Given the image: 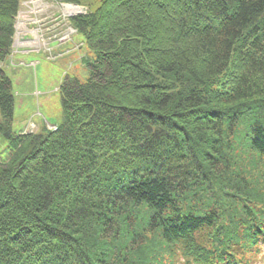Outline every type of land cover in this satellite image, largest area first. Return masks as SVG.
Wrapping results in <instances>:
<instances>
[{
    "label": "trees",
    "instance_id": "obj_1",
    "mask_svg": "<svg viewBox=\"0 0 264 264\" xmlns=\"http://www.w3.org/2000/svg\"><path fill=\"white\" fill-rule=\"evenodd\" d=\"M55 1L89 8V77L29 135L2 67L20 0H0V264H258L264 0Z\"/></svg>",
    "mask_w": 264,
    "mask_h": 264
},
{
    "label": "rangeland",
    "instance_id": "obj_2",
    "mask_svg": "<svg viewBox=\"0 0 264 264\" xmlns=\"http://www.w3.org/2000/svg\"><path fill=\"white\" fill-rule=\"evenodd\" d=\"M92 0H89V4ZM55 0H20L9 57L2 65L13 95L12 131L34 135L54 131L62 122L59 89L65 80L85 82V66L93 54L70 19L89 8ZM229 74L217 79L221 88ZM5 142L0 137V160L6 159ZM264 264V249L256 261Z\"/></svg>",
    "mask_w": 264,
    "mask_h": 264
},
{
    "label": "bare ground",
    "instance_id": "obj_3",
    "mask_svg": "<svg viewBox=\"0 0 264 264\" xmlns=\"http://www.w3.org/2000/svg\"><path fill=\"white\" fill-rule=\"evenodd\" d=\"M80 10H81L80 8L75 7V6H73V7L70 8V11H71V12H77V13H79Z\"/></svg>",
    "mask_w": 264,
    "mask_h": 264
},
{
    "label": "water",
    "instance_id": "obj_4",
    "mask_svg": "<svg viewBox=\"0 0 264 264\" xmlns=\"http://www.w3.org/2000/svg\"><path fill=\"white\" fill-rule=\"evenodd\" d=\"M77 7V6H76Z\"/></svg>",
    "mask_w": 264,
    "mask_h": 264
}]
</instances>
